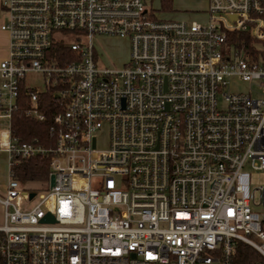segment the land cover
Wrapping results in <instances>:
<instances>
[{
  "label": "built area",
  "instance_id": "2783aa9c",
  "mask_svg": "<svg viewBox=\"0 0 264 264\" xmlns=\"http://www.w3.org/2000/svg\"><path fill=\"white\" fill-rule=\"evenodd\" d=\"M156 1L2 0L0 150L10 166L46 156L50 173L45 192L10 173L0 264H239L243 247L264 264V186H251L264 170V0H208L203 22L161 19ZM97 36L126 39L129 62L100 67ZM54 41L76 58H47ZM22 84L38 120L40 93L58 89L50 148L12 134Z\"/></svg>",
  "mask_w": 264,
  "mask_h": 264
},
{
  "label": "trees",
  "instance_id": "16d2710c",
  "mask_svg": "<svg viewBox=\"0 0 264 264\" xmlns=\"http://www.w3.org/2000/svg\"><path fill=\"white\" fill-rule=\"evenodd\" d=\"M162 3L165 10L171 9L172 0H163ZM232 36L238 35L233 33ZM46 56L47 58H55L59 64H64L76 58L75 52L66 43L56 41L51 42ZM57 91V88L48 87L40 93V112L44 114L45 118L44 120H38L28 115L31 109L30 91L22 84L17 98V109L12 113V134L22 142H33L36 140L44 148L52 147L55 142V136L50 130L52 120L54 115L63 110V107L59 105V99L55 96ZM10 173L14 179L20 181L23 185L41 182L47 188L50 173L49 159L41 154L26 158L16 157L15 163L10 166ZM242 250V263L239 262V264H249L248 257L253 254V250L249 247H243Z\"/></svg>",
  "mask_w": 264,
  "mask_h": 264
},
{
  "label": "rangeland",
  "instance_id": "374dc122",
  "mask_svg": "<svg viewBox=\"0 0 264 264\" xmlns=\"http://www.w3.org/2000/svg\"><path fill=\"white\" fill-rule=\"evenodd\" d=\"M154 5L156 9H162V11L156 14V16L161 19L203 22L206 20L204 12L208 6V0H172L170 10H165L161 1H156ZM71 40L72 37H65V42H70ZM94 49L97 55L98 65L103 68L121 69L129 62L130 59V46L126 39L114 36H97L94 39ZM25 81L29 87L38 88L40 90L44 89L45 80L43 75L40 73L27 74ZM230 88H238L240 90L252 89L255 91L256 84L233 83L230 85ZM219 101L222 102L221 96L219 97ZM98 141L100 148L106 147L107 131L104 130L103 135ZM251 186L252 188L264 186V170L251 172ZM45 188L46 185L41 182H34L22 186L23 190H34L36 192H45Z\"/></svg>",
  "mask_w": 264,
  "mask_h": 264
},
{
  "label": "crops",
  "instance_id": "0c3cea01",
  "mask_svg": "<svg viewBox=\"0 0 264 264\" xmlns=\"http://www.w3.org/2000/svg\"><path fill=\"white\" fill-rule=\"evenodd\" d=\"M7 14L2 7V0H0V62L8 55L9 33L1 29V26L6 23ZM10 176V162L8 154L0 150V195L4 194L7 188ZM3 221V208L0 204V225Z\"/></svg>",
  "mask_w": 264,
  "mask_h": 264
},
{
  "label": "water",
  "instance_id": "95a60500",
  "mask_svg": "<svg viewBox=\"0 0 264 264\" xmlns=\"http://www.w3.org/2000/svg\"><path fill=\"white\" fill-rule=\"evenodd\" d=\"M53 185V176L50 177V186ZM34 194H31L30 197H33ZM42 222H54V219L51 215H47L42 219Z\"/></svg>",
  "mask_w": 264,
  "mask_h": 264
}]
</instances>
